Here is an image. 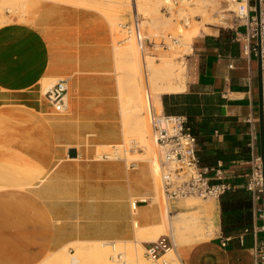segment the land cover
<instances>
[{
	"label": "crops",
	"instance_id": "crops-1",
	"mask_svg": "<svg viewBox=\"0 0 264 264\" xmlns=\"http://www.w3.org/2000/svg\"><path fill=\"white\" fill-rule=\"evenodd\" d=\"M110 26L92 8L51 0L40 1L25 20L15 16L0 25V264H37L76 241H133L135 227L165 220L153 200L149 160L97 157L98 148L122 147L142 128ZM244 32L234 18L228 26L200 25L185 55L184 90L159 96L161 104L164 94L195 99L179 114L196 137L200 166L220 164L221 180L231 185L226 199L239 189L250 197V207L234 211L237 218L224 228L220 198L213 200L211 236L178 247L182 264H256L264 239L258 205L245 188L260 145L257 58L245 53ZM60 79L68 109L56 113L42 85ZM143 153L133 138L129 154ZM185 201L169 203L167 213L202 209ZM247 211L248 222L238 217Z\"/></svg>",
	"mask_w": 264,
	"mask_h": 264
},
{
	"label": "built area",
	"instance_id": "built-area-1",
	"mask_svg": "<svg viewBox=\"0 0 264 264\" xmlns=\"http://www.w3.org/2000/svg\"><path fill=\"white\" fill-rule=\"evenodd\" d=\"M233 1L235 2V7L232 9L234 19L235 21L242 20L245 26V32L242 35L244 51L247 55H260L264 118V0H259L260 12L258 20L255 14H250L251 11L255 12V0ZM190 2L191 0H164L161 11L166 16L171 17L173 21L178 22L180 26H186L190 17L182 5ZM121 27L127 33L124 39L128 38L132 33L135 34L142 57H144L145 46L157 51L159 48L168 49L170 46L179 43V38L169 33L165 37L162 35L158 41L142 35L139 13L133 7L132 22L122 23ZM257 37H259V44L257 43ZM124 39H121L118 43L124 41ZM66 94L67 83L65 79L57 80L43 92L45 101L51 105L56 113L67 111ZM148 120L150 134L155 141L159 155L157 174L164 207L166 203L169 206V203L188 197L219 200L220 196L231 185L221 180L222 171L220 164L211 168L199 165L196 137L187 124L186 116L183 114H167L164 110L156 112L149 106ZM103 155H105L104 157H109L106 154ZM252 160L253 166L245 183V188L250 192L254 204L258 205L256 210L260 218L263 219L261 203L263 177L259 154H254ZM258 230L264 231V226L262 225ZM172 247V237L169 234H160L156 239L144 245L143 256L154 264H168V260L163 256ZM118 262L119 264H131L124 257H118ZM256 264H264V239L257 243Z\"/></svg>",
	"mask_w": 264,
	"mask_h": 264
},
{
	"label": "bare ground",
	"instance_id": "bare-ground-1",
	"mask_svg": "<svg viewBox=\"0 0 264 264\" xmlns=\"http://www.w3.org/2000/svg\"><path fill=\"white\" fill-rule=\"evenodd\" d=\"M132 1H133V5H136V9H140L141 8V6H140V8L137 7V4L136 3H137L138 0H132ZM198 1L199 0H197L195 3H199ZM200 1H202V0H200ZM116 2L118 3L119 7L127 4V0H117ZM212 2H213V0H212ZM231 2H233V5L235 7V2L233 0H231ZM214 3H215V1H214ZM138 5H140V4L138 3ZM198 6H197L198 9L200 8V6H201V8H204L205 7V4H202L199 7ZM122 9H124V8L121 7V10L119 9L117 11L118 12L117 14L123 13L124 11H122ZM9 10L11 11V8H8V11ZM154 10H155L154 13L157 14L156 13L157 9L155 8ZM202 13H203L202 16H205L203 18L204 22L213 23L214 21H217V22H220V23H226V20H225L226 19V16L223 15V14L217 15V14L213 13V14L210 15V14H208V11H204V10H203ZM152 14H153V12H152ZM161 16L162 15H160V17L154 16V17L150 18V20L148 19L149 20L148 23H150L152 25V27L153 26H158L159 27V26H162V25L164 27L166 25L168 26V25L171 24V23L169 24V22L171 20L170 21H167L166 18L165 19H162ZM110 19H111V17H110ZM110 19H109V22H110ZM107 20H108V18H107ZM113 21H115V20H113ZM144 22H146V21H144ZM204 22H202V23H204ZM110 24H111V22H110ZM110 28H111V26H110ZM153 28H155V27H153ZM199 29H200L199 23L197 24L195 22V23H193L189 27V29L187 30V32H185L186 33V37H184L185 39H184V42L183 43L185 44L184 46L187 49V51L190 50V41H191L192 36L195 35V34H197L198 31H199ZM134 36H135V34L133 35V33H132L131 36L128 37L125 41H122V42L118 43V44H122L124 42L122 44L123 46L120 45L121 47H118V48L117 47H114V49H116L114 52H116V54L118 55L119 58H121V57L124 58V60H125L124 65L132 72V74H133L132 75L133 76V80H135V78L137 77V75H141L142 74L143 77H144L145 71H148V73L150 74V80L148 78V85H145L144 86V90H145L146 96H147V93L149 94L148 95L149 98H148V96L146 97V99L148 98V100H149V104H147L148 105V109H149V106H150L153 109V111L161 112L163 110V107H162V104H161V100H159L157 102H153L152 101V100H154L153 97L157 96L160 93H172V92H178V91L184 90V80H183V78L181 76L182 69L181 68L178 69L177 72H175L176 74H174L173 72L176 71V69H175V65L176 64H174V62L171 59L168 58V59H164V60L160 61L161 63H156V62L154 63L153 62V59H146L147 56H145V55H144V57H142L141 54H140V52H138L139 51V49H138V43H136L137 42V38L135 36V38H136L135 39ZM135 40H136V42H135ZM113 43H114V41H113ZM184 46H182V50H185V49H183ZM137 52L140 55V58H142L143 62L139 61ZM144 54H145V52H144ZM145 60H146V62H145ZM180 67H182V66H180ZM157 73L160 74V75L158 76ZM174 76H176V81H173V77ZM69 83L70 82H68V84ZM132 86H133V88H130V89H134V98L132 97L133 98L132 99L133 100L132 101V105H133L134 108L137 109L136 111H139L140 112L141 111V108H142L141 101H142L143 107H145V104H146L145 103L146 100L144 99L145 98V95H144L145 93L144 92L142 93L140 91V89L138 88V85H136L135 81H133ZM45 88H47V83L45 81H43L42 90H44ZM128 96H131V95H128ZM125 110L126 109H124V111ZM122 111L123 110H121V112ZM128 112H130V111H128ZM133 118H135V117H132V119ZM141 126H142V128H141V132L142 133L141 132L140 133L142 135L141 134H139V135H141V143L143 145L142 144H140V145H142L144 147V149H146V151L144 150L145 152L143 154L138 155L137 157H128L127 156L128 153L124 149V151L126 152L125 153V157L127 158V160H129L130 158H132V159H134V158H143L144 159L146 157V154H150L151 155V159H149V160L151 162L150 164L152 166V169H153V171L154 170L157 171V168H158V159L156 158V152H155V150H154V158H153V155H152L153 154L152 153V148L155 147V141L153 140L152 137H151V140H152L151 141L149 135L147 134V132L149 133V129L150 128H148V126L146 125V122H145V119L144 118H142V125ZM145 133L147 135H145ZM136 135H137V133H136ZM136 135H135V137H137ZM123 137H124V135H123ZM124 139H125V137H124ZM136 140H138V139H136ZM102 145H104V144H102ZM128 145H129V141H128ZM117 148H118V145H117ZM98 149H100V153H101L99 156H101L103 154H106L108 156H111L113 154V152H112V150H111V148L109 146L108 147L107 146L100 147ZM119 152H120V150H119ZM122 155H124V154H122ZM135 160H137V159H135ZM147 161H148V159H147ZM153 161L155 163V169H154V166H153ZM155 176H156V174H155ZM155 180H156V177H155ZM156 190H157V188H155V191ZM142 200H144V198ZM185 200H186L185 202H187V203H190L193 200L195 202V199H192L190 197L186 198ZM160 205H159V207H160ZM167 205L168 204L166 203L165 204V209H164L165 210V220H164V222L161 223L160 225H158L159 226V229H158V227L156 229H152V227H150V228L147 227L145 229V231H143L145 233L143 239L133 240V242L132 241H121V240L115 241V242L114 241L113 242H109V241H91V240L90 241H82L81 243L76 244L74 246V249H75L74 255H70L69 252L67 251L66 247L63 246L62 248L59 249L60 251L58 250L57 253L56 252H53V254H54V256L52 254L53 260L51 258H49L48 260L51 259L50 262H52V264H119L118 257H124L131 264H149V263H147L145 261L144 257L142 256L141 250L143 248V245L141 244V241L142 240L148 241V242L149 241H152L155 238V236L157 235L158 232L163 231L164 229H166V227H168L170 229V232L175 237L172 238L173 247L171 248V250L167 251L166 254L163 257H168L169 260H170V262H171L170 264H182L181 261H180V259H179V254H178V250L177 249L182 244L193 241V239H192L193 237L191 238L190 236H187L188 233L186 235H184L183 233H179V231H177V230L181 229V226L180 225L183 224V227L184 228L186 227V229L192 227L194 229L192 231V233H193V235L197 236V239L198 240L199 239L206 238L207 236L205 235L204 230L202 228L203 227L202 226V219L200 218V216L197 213H195V211L178 212L179 213V215H178V218L179 219L177 220V218H176V220L170 221L168 219V215H167L169 213L168 212V209H167ZM162 209H163V207H162ZM132 210H134V209H132ZM210 211L211 210H204L203 209L201 212H203V214H205L207 216ZM160 212H162V211L160 210ZM210 213H212V212H210ZM210 222H212V221H210ZM211 224L212 223H207L206 224L207 226L209 225V229L211 228L210 227ZM135 228L136 229L137 228L139 229L137 231L142 232L141 231L143 229L142 227H135ZM205 231H207V229ZM48 256L49 255L45 256L37 264H46V261H47ZM48 263H49V261H48Z\"/></svg>",
	"mask_w": 264,
	"mask_h": 264
},
{
	"label": "rangeland",
	"instance_id": "rangeland-1",
	"mask_svg": "<svg viewBox=\"0 0 264 264\" xmlns=\"http://www.w3.org/2000/svg\"><path fill=\"white\" fill-rule=\"evenodd\" d=\"M40 1H42V0H0V25L3 24V23H5V22L11 21L13 18H15V16L19 20H25V17L29 16L32 12H34V9L38 6V4H39ZM51 1L68 3V4H71V5H74V6H82V7L92 8V9L100 12L103 16H105V18H108V21H109V19L111 17L110 22H111V27H112L113 36H114L113 37V41H114L113 46L114 47H117V48L118 47H121L120 45H122L124 43L123 42L122 44H118V41H120L121 39H124L127 36V33L121 27V24L122 23H125V22H132V7H133V9L134 8L136 9V5H133V1L132 0H127V4L128 5L125 4V5L121 6L122 8H124V9H122V11H124V12L121 13V14H117L118 13L117 11L119 9L121 10V7H119L118 3L116 2L117 0H51ZM196 1L197 0H191L190 3H186V4L182 5V7H184L186 13L190 17L189 23L186 26H183V25L180 26L178 24V22L173 21L171 17H168L164 13H162L161 6L164 4V0H138L137 3H136L137 4V7L140 8V6H141V8L140 9H136V11L139 13L140 30H141V34L142 35H146L150 39H153L155 41H158L159 38L162 35L165 37L166 34H168V33L171 34L174 37H178L179 38V43L170 46L168 49H161V48H159L157 51H155V50L149 49V48H147L145 46V54L144 55L147 56L146 59H153V62L154 63L155 62L156 63H161L160 61H162L164 59H168V58L171 59L174 62V64H176L175 65L176 71H174L173 73L176 74L175 72H177V70L181 68L182 69L181 76H182L183 80H184V77L186 76V71H185L186 70V61H185V58H184V54H187L189 52V50L187 51V49L185 48V46H184L185 44L183 42H184V39H185L184 37H186V33L185 32H187V30L189 29V27L193 23H195V22L197 24L199 23V25H201V27H203V25L204 26L205 25L228 26L229 23H230V21H231V19L234 18V15H233L232 10H231V9H234V5H233V2H231V0H213V2H212V0H204V1L203 0L202 1L199 0L198 1L199 3H195ZM214 1H215V3H214ZM138 3L140 5H138ZM202 4H205V7L204 8H201L200 5H202ZM198 5L200 6L199 9L197 8ZM8 8H11V11L10 10L8 11ZM155 8L158 11V12L156 11L157 14L154 13V11H155L154 9ZM203 10L204 11H208V14H210V15L213 14V13H215L217 15H220V14L225 15L226 16V19L225 20L227 21V23H220V22H217V21H214L213 23L204 22L203 18L205 16H202ZM152 12H153V14H152ZM160 15H162L161 16L162 19H165L166 18L167 21H170L171 20L169 22V24L170 23L171 24L168 25V26L166 25L167 27L166 26L163 27V25L162 26H159V27L158 26H153V27L156 28L155 29L148 22H149L150 18H152L154 16L160 17ZM113 20H115V21H113ZM144 21H146V22H144ZM202 22H204V23H202ZM133 35H134V33H133ZM134 38H135V36H134ZM193 38H194V36L192 37L191 42H192ZM126 39H124V41ZM135 42H136V40H135ZM182 46H184L183 49H185V50H182ZM138 52H137V54H138ZM138 58H139V61L143 62V60H142V58H140V55L139 54H138ZM145 62H146V60H145ZM180 66H182V67H180ZM124 69H125V71L124 70L122 71V69L120 68V71H121V74L122 75H125L126 74L128 76V82L132 85L133 84V81H135V83H136V85H138V88L140 89V91L142 93L143 92L145 93L144 86L145 85H148V78L150 80V74L148 73V71H145L144 77H143L142 74L141 75H137V77L135 78V80H133V76H132L133 74H132V72L125 65H124ZM157 75L159 76L160 74L157 73ZM173 81H176V76L173 77ZM44 90H42V91H44ZM161 94H163V93H160L157 96L153 97L154 100H152V101L153 102H157V101L161 100V98L159 97ZM144 95H145V98L144 99L146 100L145 101L146 104H145V107H143V104H142V101H141L142 108H141L140 113H142V118L145 119L146 125L149 128L148 105H147V104H149V100H148V98L146 99V97H147L146 96V93ZM12 99H15V98L11 97V98H8L7 100H12ZM147 134L149 135L150 140H151L150 129H149V133L147 132ZM147 134L145 133V135H147ZM141 135H138L137 137H135V136H129L127 138L126 143H125L124 146H122V147L120 146L121 148L118 147V148H115V149H111L112 152H113V154L111 156L112 157H117V156H121V157L124 156L125 157V153H126L125 151H127V153H128L127 156L128 157H135V156H132V155L129 154L130 140H132L133 138L138 139V140H136L137 141V144L140 147H142L143 148V152H145L146 149H144V147L142 146L143 144L141 143ZM128 141H129V145H128ZM140 144H142V145H140ZM118 149L120 150V152H119ZM124 149H125V151H124ZM154 150L156 152V158L159 161V155H158V150H157L156 146L152 148L153 158H154ZM100 154H101L100 153V149H98L97 150V157H100L99 156ZM122 154H124V155H122ZM111 156H109V157H111ZM145 158L149 160V159H151V155L150 154H146V157ZM131 159L132 158H130L129 160H131ZM153 166H154V169H155V163H154V161H153ZM155 174H156V176H155ZM153 175H154V178L156 177V180L155 181H156V188H157L156 196H155V199L154 200L157 203H159V205L161 204L160 207L161 208L163 207V210H164L165 207H164V203H163V200H162V197H161V194H160V188H159L160 187V182H159V177H158V174H157V171L156 170L153 171ZM190 198L195 199V202L193 200L189 204H191L192 206L201 205V207H202V209L195 210V213H197L200 216V218L202 219V226L203 227L202 226L201 227L203 228L204 233L207 236L206 238H208L209 236H211V230H212L211 228H212V226L210 225L211 228L209 229V225L207 226L206 224L207 223H210L209 218L211 217V213L210 212H212L213 200L212 199L196 198V197H190ZM203 209L204 210H211V211L206 216L205 214H203V212H201ZM168 215H169L168 216V219L170 221H174V220H176V218H177V220L179 219L178 218V215H179L178 212L176 214H174V215H170V214H168ZM206 221H207V223H206ZM180 226H181V229L177 230V231H179V233H183L184 235H186L188 233L187 236H190L191 238L193 237L192 238L193 240H198L197 239V236L193 235V233H192V231L194 230L192 227L186 229V227L185 228L183 227V224L180 225ZM157 227L159 229V226L158 225L157 226H153L152 229H156ZM146 228H143L141 230L142 232L137 231V230H139L138 228L136 229V238H135V240L143 239L144 238V234L145 233L143 231H145ZM148 228H150V227H148ZM166 229H164L165 231L163 230V231L158 232L154 239H156L160 234H169L172 238L175 237L170 232V229L168 227H166ZM206 229H207V231H205ZM81 242L82 241H76V242H72V243H70V244H68V245L65 246L70 255H74V253H75L74 246L76 244L81 243ZM58 250H55L53 252H56L57 253ZM143 251H144V245H143V248L141 250L142 256H143ZM53 252H50V253L47 254L49 256L47 258L46 264H52V262H50V261H51V259L53 260V256H54ZM52 254H53V256H52ZM49 258H51V259L48 260ZM164 258H166L168 260V264L171 263L168 257H164ZM144 259H145V261L147 263L154 264L153 262L147 260L145 257H144ZM48 261H49V263H48Z\"/></svg>",
	"mask_w": 264,
	"mask_h": 264
},
{
	"label": "trees",
	"instance_id": "trees-1",
	"mask_svg": "<svg viewBox=\"0 0 264 264\" xmlns=\"http://www.w3.org/2000/svg\"><path fill=\"white\" fill-rule=\"evenodd\" d=\"M195 102H196L195 99H187L185 94L162 95V104H163L164 112L167 114L183 113L185 107L191 109L190 107L192 106V104H195ZM227 191L228 190H226L220 196V206L223 214V218H222L223 228L228 222L234 220L233 219L234 217L237 218L236 212L234 211L240 209V207H245V209L250 207V202H249L250 197L248 196L247 194L248 192L245 189L235 190L234 192L237 193V196L233 200H230L228 198L226 199L225 196ZM238 217L239 218L245 217V220H247L246 222H248L250 218L249 211H247L245 214L239 213Z\"/></svg>",
	"mask_w": 264,
	"mask_h": 264
},
{
	"label": "water",
	"instance_id": "water-1",
	"mask_svg": "<svg viewBox=\"0 0 264 264\" xmlns=\"http://www.w3.org/2000/svg\"><path fill=\"white\" fill-rule=\"evenodd\" d=\"M260 12V3L259 0H255V15L257 20L259 19ZM257 43L259 44V37H257ZM257 78H258V136H259V145H260V159H261V173L263 177L262 184V207H263V226H264V118H263V96H262V70H261V59L260 55L257 54ZM223 112V107L221 108ZM69 156H75V150L69 149Z\"/></svg>",
	"mask_w": 264,
	"mask_h": 264
}]
</instances>
